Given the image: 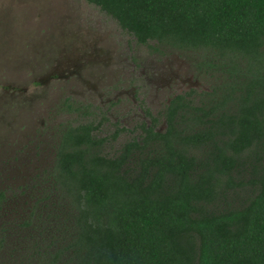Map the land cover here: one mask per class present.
Instances as JSON below:
<instances>
[{"label": "trees", "instance_id": "obj_1", "mask_svg": "<svg viewBox=\"0 0 264 264\" xmlns=\"http://www.w3.org/2000/svg\"><path fill=\"white\" fill-rule=\"evenodd\" d=\"M86 1L140 45L199 53L218 80L176 95L163 132L149 113L114 158L70 135L88 146L57 164L75 228L30 264H264V0Z\"/></svg>", "mask_w": 264, "mask_h": 264}, {"label": "rangeland", "instance_id": "obj_2", "mask_svg": "<svg viewBox=\"0 0 264 264\" xmlns=\"http://www.w3.org/2000/svg\"><path fill=\"white\" fill-rule=\"evenodd\" d=\"M202 58L140 45L86 0H0V191L16 186L21 176L6 168L41 142L44 123L51 148L60 127L98 125L113 158L153 125L149 113L164 131L163 112L176 95L217 82L199 68ZM19 239H7L0 264L31 263L32 242Z\"/></svg>", "mask_w": 264, "mask_h": 264}, {"label": "flooded vegetation", "instance_id": "obj_3", "mask_svg": "<svg viewBox=\"0 0 264 264\" xmlns=\"http://www.w3.org/2000/svg\"><path fill=\"white\" fill-rule=\"evenodd\" d=\"M44 128H46L45 123L42 126L41 142L35 140V146L24 150L26 152H23V158L21 156L14 157L13 163L6 168V170H14L16 167L15 175L18 172L21 176L15 181L16 186L0 191V214L4 215L0 222V250L8 238L13 240L20 238L18 241L29 238L32 246L27 258L30 257L32 260H34L33 257H38L41 253L47 255L55 248H59L65 242L63 236L65 235V238L70 236L75 228L77 203L72 193L67 189L66 177L63 176L57 164L64 149L73 150L78 147L87 150L88 146L86 143L79 145L76 141L68 144L69 136L89 135L93 140H102L99 151H102L104 156H107L104 151L105 145L110 140L107 137L97 136L98 125H94L92 122L65 125L58 129V143L51 148L48 133L44 131ZM122 130L124 131V129ZM121 131H118L113 138L116 139ZM137 140H141V137ZM31 144L33 143L29 142L27 145ZM89 151L93 153L95 150L89 149ZM120 153L121 151L118 155ZM20 264H26V260H22Z\"/></svg>", "mask_w": 264, "mask_h": 264}]
</instances>
